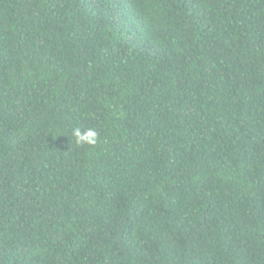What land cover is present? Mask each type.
<instances>
[{
	"label": "trees",
	"instance_id": "trees-1",
	"mask_svg": "<svg viewBox=\"0 0 264 264\" xmlns=\"http://www.w3.org/2000/svg\"><path fill=\"white\" fill-rule=\"evenodd\" d=\"M0 264H264V0H0Z\"/></svg>",
	"mask_w": 264,
	"mask_h": 264
},
{
	"label": "clouds",
	"instance_id": "clouds-1",
	"mask_svg": "<svg viewBox=\"0 0 264 264\" xmlns=\"http://www.w3.org/2000/svg\"><path fill=\"white\" fill-rule=\"evenodd\" d=\"M72 136L78 144H95L97 142L98 133L94 128L81 130L77 127L73 129Z\"/></svg>",
	"mask_w": 264,
	"mask_h": 264
}]
</instances>
